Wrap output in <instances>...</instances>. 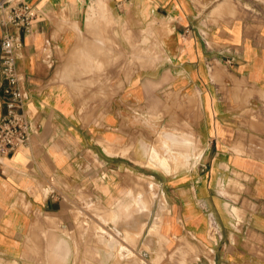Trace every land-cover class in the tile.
I'll use <instances>...</instances> for the list:
<instances>
[{
  "label": "crops",
  "instance_id": "crops-1",
  "mask_svg": "<svg viewBox=\"0 0 264 264\" xmlns=\"http://www.w3.org/2000/svg\"><path fill=\"white\" fill-rule=\"evenodd\" d=\"M16 1L40 126L0 157V264H264V0ZM120 21L153 65L89 48Z\"/></svg>",
  "mask_w": 264,
  "mask_h": 264
},
{
  "label": "built area",
  "instance_id": "built-area-1",
  "mask_svg": "<svg viewBox=\"0 0 264 264\" xmlns=\"http://www.w3.org/2000/svg\"><path fill=\"white\" fill-rule=\"evenodd\" d=\"M37 14L38 8L29 2L0 0V24L4 27L0 37V73L6 97L0 118V157L27 145L40 126L28 114L17 64V53L23 46L22 30L30 31ZM210 223L218 235L220 229L212 214Z\"/></svg>",
  "mask_w": 264,
  "mask_h": 264
},
{
  "label": "rangeland",
  "instance_id": "rangeland-1",
  "mask_svg": "<svg viewBox=\"0 0 264 264\" xmlns=\"http://www.w3.org/2000/svg\"><path fill=\"white\" fill-rule=\"evenodd\" d=\"M101 5V14H102V21L105 23L107 11L105 9V3L100 4ZM89 16L92 14H95L97 11L93 8V6L90 7L89 10ZM100 13V11H98ZM97 18V17H96ZM99 18V17H98ZM100 19V18H99ZM108 23V26L103 25H92L89 26L93 31L92 34L97 33L98 31L95 30H103V32H109L110 30V21H106ZM119 41L118 42H111V41H104V42H96L91 41L89 42V48L91 50H97L100 51V53H105L107 50L117 49L119 53V57L117 58V61L121 65H130V66H137V65H143L145 63V59L142 57L143 53H149L150 55V63L153 65L158 60V46L159 42L157 40L151 41L150 45L148 47H144L142 42L134 41V35L132 31H130L127 26L121 25V21L119 24ZM153 34V33H152ZM87 44V43H86ZM96 65H104L105 62L98 63L95 62Z\"/></svg>",
  "mask_w": 264,
  "mask_h": 264
},
{
  "label": "bare ground",
  "instance_id": "bare-ground-1",
  "mask_svg": "<svg viewBox=\"0 0 264 264\" xmlns=\"http://www.w3.org/2000/svg\"><path fill=\"white\" fill-rule=\"evenodd\" d=\"M157 233V232H156Z\"/></svg>",
  "mask_w": 264,
  "mask_h": 264
}]
</instances>
